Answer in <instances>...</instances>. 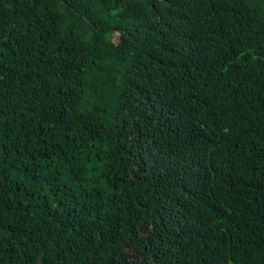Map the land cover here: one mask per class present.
Returning a JSON list of instances; mask_svg holds the SVG:
<instances>
[{
  "label": "trees",
  "instance_id": "obj_1",
  "mask_svg": "<svg viewBox=\"0 0 264 264\" xmlns=\"http://www.w3.org/2000/svg\"><path fill=\"white\" fill-rule=\"evenodd\" d=\"M0 264H264V0H0Z\"/></svg>",
  "mask_w": 264,
  "mask_h": 264
}]
</instances>
